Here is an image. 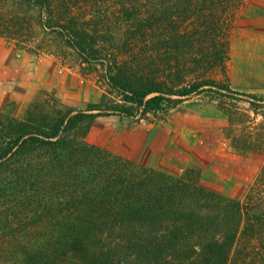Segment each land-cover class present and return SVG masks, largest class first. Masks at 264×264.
Here are the masks:
<instances>
[{
  "label": "trees",
  "instance_id": "16d2710c",
  "mask_svg": "<svg viewBox=\"0 0 264 264\" xmlns=\"http://www.w3.org/2000/svg\"><path fill=\"white\" fill-rule=\"evenodd\" d=\"M31 1L38 15L43 13L40 29L59 37L83 67L101 64V77L114 96L109 102L102 96L99 104L74 110L63 106L55 92H44L21 118L0 112V175L7 173L8 184L15 191L20 189L22 203L33 205L27 223L38 226L25 246L12 251L8 264H236L233 256L238 244L264 245L261 204L247 207L207 190L199 185L197 173L172 177L135 166L84 141L101 115L147 119L166 114L193 95L216 102L226 117L225 133L236 123L244 127L239 116H248L247 110H264V95L235 91L208 79L172 86L132 71L114 57L107 58L96 27L82 26L73 15L55 17L53 9L60 0ZM139 1H129L133 10L129 17L135 18L140 31L156 30L157 40L164 42L168 34L164 23L172 20L171 15L163 3L144 0L142 7L153 9L141 17ZM90 3L97 6L98 0ZM228 4L229 0H196L194 9L190 4L184 7V11H196L192 27L194 32L198 29L199 38L224 37L223 14ZM23 21L9 16L5 23L15 26ZM212 54L214 65L220 63L223 68L225 50ZM236 102L243 103L242 111L235 110ZM257 137L264 145V131ZM240 143L231 147L251 148L245 138ZM261 179L264 161L252 192ZM257 254L261 259L264 250L241 264H261Z\"/></svg>",
  "mask_w": 264,
  "mask_h": 264
},
{
  "label": "rangeland",
  "instance_id": "374dc122",
  "mask_svg": "<svg viewBox=\"0 0 264 264\" xmlns=\"http://www.w3.org/2000/svg\"><path fill=\"white\" fill-rule=\"evenodd\" d=\"M27 1L0 0V112L21 118L27 106L44 92H55L63 106L74 110L99 104L102 96L107 102L113 100L101 77V64L83 67L59 37L40 29L43 13L38 15L35 4ZM91 1L60 0L53 9L54 16L73 15L82 26L96 27L103 53L107 58L114 57L119 65L172 86L208 79L235 91L264 95V0H229L223 14L224 37L216 36V41H203L198 29L194 32L196 11H184V7L190 4L194 9L196 0H153L163 3L172 17L164 23L169 38L164 42L157 40L156 30L140 31L135 18L129 17L132 4L138 0H98L97 6ZM139 2L141 17L146 16L147 9L153 8H143L145 1ZM9 16L25 21L21 26H11L5 23ZM219 48L225 50L223 68L213 62L212 52ZM29 88L34 89V95L22 115L16 116V108L26 102L24 98L28 100ZM236 104L235 110L242 111L239 108L243 103ZM221 111L215 101L193 95L166 114L149 115L147 119L110 113L94 120L84 141L135 166L172 177H181L187 171L197 173L203 188L247 207L261 204L259 211L264 212V180H259L253 192L251 189L264 161V145L257 137L264 131V110H247L248 116H239L244 119V127L236 123L225 133L226 117ZM242 138L250 141L251 148L233 149L231 143L240 145ZM8 180L7 173L0 175V264L12 262L13 253L25 246L38 228L27 223L33 205L22 203L20 189L15 191ZM257 246L253 242L238 244L235 263L241 264L244 258L248 261L255 252L264 250L263 243ZM258 259L264 264V256Z\"/></svg>",
  "mask_w": 264,
  "mask_h": 264
},
{
  "label": "crops",
  "instance_id": "0c3cea01",
  "mask_svg": "<svg viewBox=\"0 0 264 264\" xmlns=\"http://www.w3.org/2000/svg\"><path fill=\"white\" fill-rule=\"evenodd\" d=\"M30 85H32V84L30 83ZM0 91H1V90H0ZM33 95H34V89L29 88L28 90H26V98H27L28 100H25V98H24V101H26V102H24V104H22V105H21V103H20L19 107L16 108V112H15V115H16V116H21V115H22L23 110H24V108H25V106H26V103H28V101L31 99V97H32ZM29 96H30V97H29ZM21 102L23 103V100H22Z\"/></svg>",
  "mask_w": 264,
  "mask_h": 264
}]
</instances>
